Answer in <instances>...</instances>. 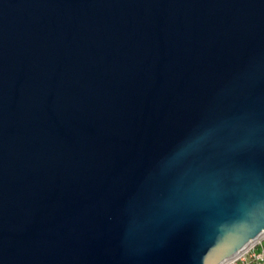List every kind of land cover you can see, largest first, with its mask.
<instances>
[{
  "label": "water",
  "instance_id": "95a60500",
  "mask_svg": "<svg viewBox=\"0 0 264 264\" xmlns=\"http://www.w3.org/2000/svg\"><path fill=\"white\" fill-rule=\"evenodd\" d=\"M260 191L264 0H0V264H219Z\"/></svg>",
  "mask_w": 264,
  "mask_h": 264
},
{
  "label": "built area",
  "instance_id": "2783aa9c",
  "mask_svg": "<svg viewBox=\"0 0 264 264\" xmlns=\"http://www.w3.org/2000/svg\"><path fill=\"white\" fill-rule=\"evenodd\" d=\"M238 253L239 251L235 254H238ZM225 260H223L219 264H264V232L262 233L260 237H257L255 242L251 246H249L247 249H245L242 253H240L233 259H230L227 261Z\"/></svg>",
  "mask_w": 264,
  "mask_h": 264
},
{
  "label": "bare ground",
  "instance_id": "6f19581e",
  "mask_svg": "<svg viewBox=\"0 0 264 264\" xmlns=\"http://www.w3.org/2000/svg\"><path fill=\"white\" fill-rule=\"evenodd\" d=\"M261 235H262V233H261L258 237H260ZM256 239H257V238H256ZM256 239L251 240V241L247 244V246H246L244 249L242 248V249L239 251L238 254L232 255L231 258H228V259H226L225 261L230 260V259H233V258L236 257L237 255H239L240 253H242L245 249H247L249 246H251V245L255 242Z\"/></svg>",
  "mask_w": 264,
  "mask_h": 264
},
{
  "label": "snow or ice",
  "instance_id": "6c2138e0",
  "mask_svg": "<svg viewBox=\"0 0 264 264\" xmlns=\"http://www.w3.org/2000/svg\"><path fill=\"white\" fill-rule=\"evenodd\" d=\"M250 195L255 196V195H260L261 197H264V192H259V193H250Z\"/></svg>",
  "mask_w": 264,
  "mask_h": 264
}]
</instances>
